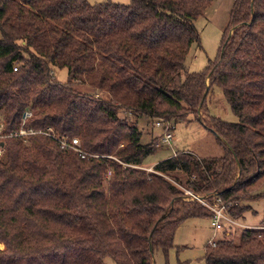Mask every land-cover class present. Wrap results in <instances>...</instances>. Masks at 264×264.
Wrapping results in <instances>:
<instances>
[{
  "label": "trees",
  "instance_id": "1",
  "mask_svg": "<svg viewBox=\"0 0 264 264\" xmlns=\"http://www.w3.org/2000/svg\"><path fill=\"white\" fill-rule=\"evenodd\" d=\"M212 1L0 0L4 129L31 111L25 127L79 137L100 155L41 134L5 139L0 264H156V252L168 258L176 248L179 224L214 215L185 189L220 198L235 221L249 209L241 201L264 198V0H234L218 58L190 72L195 20ZM62 67L63 83L54 72ZM218 90L235 120L211 114ZM142 117L196 120L224 152L177 151L149 172L144 161L161 136L144 142ZM243 229L240 243L208 244L205 263L264 264V225Z\"/></svg>",
  "mask_w": 264,
  "mask_h": 264
},
{
  "label": "rangeland",
  "instance_id": "2",
  "mask_svg": "<svg viewBox=\"0 0 264 264\" xmlns=\"http://www.w3.org/2000/svg\"><path fill=\"white\" fill-rule=\"evenodd\" d=\"M89 3H107V1L117 4H130L132 0H86ZM211 6L205 13L196 19V27L201 37L199 44H194L187 58L186 68L190 72H200L205 69L210 61H215L219 56V50L225 38V33L231 24V12L234 7V0H213ZM231 32V30H230ZM1 35V33H0ZM55 77L60 82H66L68 72L65 67L55 68ZM80 89H85L84 85H78ZM211 114L222 116L227 120H235L234 114L223 97L221 90L211 96ZM202 118L203 115H201ZM135 122L130 120V123ZM143 132V141L157 140L163 132L155 127V121L147 117H142L136 123ZM177 139L172 145H162L158 150L149 155L144 163L145 166L153 167L159 161L172 155L175 151H192L200 158L208 156H222L224 152L213 131L204 127L200 122L194 120L189 123L179 122L175 128ZM110 175V174H109ZM182 175V174H181ZM264 191V186L261 189ZM254 190L252 195L260 193ZM242 203L249 206L245 212V217L239 219V225L228 224L225 222L226 230H220L217 234L208 217H192L179 224L174 241L176 248L171 249L168 258L158 251L155 253L156 264H206L203 257L204 249L212 240L219 241L224 238L233 239L240 243L241 233L245 226L252 228L264 225V198L254 200H243ZM241 224H244L241 225ZM257 225V226H255ZM255 226V227H253ZM229 231V233H227ZM210 244V243H209ZM107 264H117L110 257H106Z\"/></svg>",
  "mask_w": 264,
  "mask_h": 264
},
{
  "label": "built area",
  "instance_id": "3",
  "mask_svg": "<svg viewBox=\"0 0 264 264\" xmlns=\"http://www.w3.org/2000/svg\"><path fill=\"white\" fill-rule=\"evenodd\" d=\"M15 69L16 67L14 68V70ZM31 115H32L31 111L25 112L22 117L23 122L21 126L18 127L17 130H14V131H6L4 129L5 127L4 121L0 120V156H2V154L4 153L3 145H4L5 139L10 138V137H17V136L27 139L30 136H33V134H41V135H46L48 137L50 136L52 139H54L59 144L61 149L74 150L82 157H92V158L100 157L99 154L94 155L84 150L82 147L81 139L79 137H71L66 134L64 136L58 135L54 131V129L51 127H48L47 129H35V128L25 127L26 119L30 117ZM155 127L157 129L158 128L161 129V131L163 132L160 140L157 143V147H160L164 144L170 146L172 145V142L177 139L176 131H175L176 125L173 124L171 121L163 119V118H158L155 121ZM144 168L148 170L149 172H154L153 167L144 166ZM185 192L186 194L189 195V197H187L186 200H191V199L199 200L203 205H205L206 207H208L209 209L213 211L214 215L211 218V224L213 226L215 234H217L220 230L222 232L226 230V227L228 225H226L224 221H226V223L230 225L240 224L238 223V221H235L229 216L226 205L224 204V202L221 201L220 198H217V200L214 202H209L208 199H204L188 189H185ZM241 225L244 226V224H241ZM245 227H249V226H245ZM217 242L218 241L212 240L210 244L215 246ZM0 248H3L1 244H0Z\"/></svg>",
  "mask_w": 264,
  "mask_h": 264
},
{
  "label": "crops",
  "instance_id": "4",
  "mask_svg": "<svg viewBox=\"0 0 264 264\" xmlns=\"http://www.w3.org/2000/svg\"><path fill=\"white\" fill-rule=\"evenodd\" d=\"M176 152H177V151H175L174 153H176ZM255 226H257V225H255ZM255 226H253V227H255ZM250 227H252V226H250ZM227 233H229V231H228ZM210 242H211V241H210ZM210 242H209V243H210ZM209 243H208V244H209ZM205 248H206V247H205ZM204 252H205V249H204ZM203 255H204V253H203ZM203 257H204V256H203ZM179 264H180V262H179ZM184 264H186V263L184 262Z\"/></svg>",
  "mask_w": 264,
  "mask_h": 264
},
{
  "label": "water",
  "instance_id": "5",
  "mask_svg": "<svg viewBox=\"0 0 264 264\" xmlns=\"http://www.w3.org/2000/svg\"><path fill=\"white\" fill-rule=\"evenodd\" d=\"M3 144V143H2Z\"/></svg>",
  "mask_w": 264,
  "mask_h": 264
}]
</instances>
